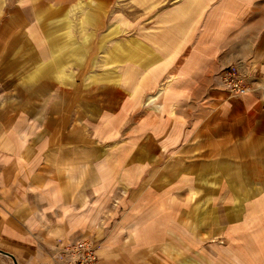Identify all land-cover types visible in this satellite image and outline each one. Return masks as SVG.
Instances as JSON below:
<instances>
[{
	"label": "crops",
	"instance_id": "0c3cea01",
	"mask_svg": "<svg viewBox=\"0 0 264 264\" xmlns=\"http://www.w3.org/2000/svg\"><path fill=\"white\" fill-rule=\"evenodd\" d=\"M124 2L0 0L3 263L92 239L98 264H264V0Z\"/></svg>",
	"mask_w": 264,
	"mask_h": 264
},
{
	"label": "built area",
	"instance_id": "2783aa9c",
	"mask_svg": "<svg viewBox=\"0 0 264 264\" xmlns=\"http://www.w3.org/2000/svg\"><path fill=\"white\" fill-rule=\"evenodd\" d=\"M227 92L242 96L249 92L250 77L243 74L238 67L229 66L220 74ZM54 260L57 264H98L99 247L92 239L71 241L58 239L55 243Z\"/></svg>",
	"mask_w": 264,
	"mask_h": 264
},
{
	"label": "rangeland",
	"instance_id": "374dc122",
	"mask_svg": "<svg viewBox=\"0 0 264 264\" xmlns=\"http://www.w3.org/2000/svg\"><path fill=\"white\" fill-rule=\"evenodd\" d=\"M115 3L119 4L120 6H118L116 8L115 7L116 4H115V6L109 5L107 7L106 6H101L99 8L100 15H101V17H103L101 19L104 20L105 18H108L110 15H112L111 16L112 18L110 17V19L112 20L113 19V15H117V20H118L119 16L123 15L124 9H123L122 5H124V3H125L124 0H115ZM86 9L87 8L83 7V8L77 9V11L73 10L70 13L71 14H75V15L78 14V13L85 15V14H87L86 13ZM111 27H113V26H111ZM108 30H109V28H108L107 24H103V25L101 24V30L100 31H102V32H100V34H99V39L98 38L95 39L92 36H86L85 37V45H84L85 49H84V57H83L85 62L87 61L86 57H87L88 51H90L91 48L93 47L92 44H94V43L97 44L98 43L97 41H99L98 52L100 51L101 53H100L99 56L96 55L95 58L92 60V62L97 63L99 61V63L101 64V67H102V62H104V63L108 62V58H107L106 54H103L102 52L105 51V49L107 47V43L109 41L111 42V41H113V39L119 40V37L123 35L122 24L116 23L115 27L110 29L109 34H107ZM85 35H86V32H85ZM119 47H121L120 43L116 42L117 50H118ZM117 58H118V56H117ZM3 262H7V260L5 258H3V257H0V264H4Z\"/></svg>",
	"mask_w": 264,
	"mask_h": 264
},
{
	"label": "water",
	"instance_id": "95a60500",
	"mask_svg": "<svg viewBox=\"0 0 264 264\" xmlns=\"http://www.w3.org/2000/svg\"><path fill=\"white\" fill-rule=\"evenodd\" d=\"M0 254L5 255V256L11 258L14 261V263H15V258H14V256L12 254H10L8 252H5V251H3L1 249H0Z\"/></svg>",
	"mask_w": 264,
	"mask_h": 264
}]
</instances>
